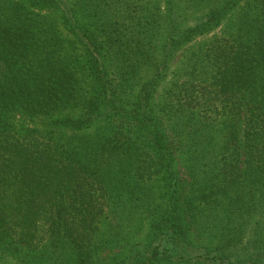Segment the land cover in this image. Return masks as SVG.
Returning <instances> with one entry per match:
<instances>
[{"label":"trees","instance_id":"1","mask_svg":"<svg viewBox=\"0 0 264 264\" xmlns=\"http://www.w3.org/2000/svg\"><path fill=\"white\" fill-rule=\"evenodd\" d=\"M105 251L264 264V0H0V260Z\"/></svg>","mask_w":264,"mask_h":264},{"label":"rangeland","instance_id":"2","mask_svg":"<svg viewBox=\"0 0 264 264\" xmlns=\"http://www.w3.org/2000/svg\"><path fill=\"white\" fill-rule=\"evenodd\" d=\"M221 30L222 29L219 28L215 32H212V33L205 35V36H201V37L197 38L194 42L189 43V45L184 46L181 51L177 52L170 61L169 70L167 69V72H165L163 80L160 82V84L158 86V92L157 93L158 94L162 93L164 91V89L169 85L171 78H172L171 72L174 71L180 65V63L183 61L184 57L188 54L189 50L196 49L198 46H203L209 42L216 40L221 35ZM63 31L65 34H67V35L69 34V33H67V31L64 28H63ZM145 72L140 74L141 79L147 78L148 76H150V74H151L150 71H145ZM35 124H37V123H35ZM97 125H98V123H97ZM176 160H177V164H178L177 167L180 171V176H181V178L185 179L186 187H188V182H189L190 178L188 177L186 167L184 166L185 165V156L183 154L178 155L176 157ZM146 224L147 223L144 221L143 226H142V230H140L139 232H137L134 235L135 240L145 239V234L148 230V226ZM193 230H194L195 238H198V234L200 233V229L198 228V226H195ZM207 234H208V232L204 233L202 237L198 238V239H200V241H202V242H198V243H203L205 240L207 242H209L210 237L208 238ZM211 243H212V241H211ZM112 254H114V251L103 252L101 255L102 262H99L98 264H104L108 260V257L112 256ZM0 264H23V263L19 262V260L13 256L4 255V257L0 260Z\"/></svg>","mask_w":264,"mask_h":264}]
</instances>
